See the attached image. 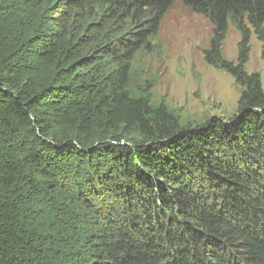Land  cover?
<instances>
[{"label":"trees","instance_id":"16d2710c","mask_svg":"<svg viewBox=\"0 0 264 264\" xmlns=\"http://www.w3.org/2000/svg\"><path fill=\"white\" fill-rule=\"evenodd\" d=\"M175 1L0 0V264H264V0H180L241 87L196 126L134 68Z\"/></svg>","mask_w":264,"mask_h":264},{"label":"rangeland","instance_id":"374dc122","mask_svg":"<svg viewBox=\"0 0 264 264\" xmlns=\"http://www.w3.org/2000/svg\"><path fill=\"white\" fill-rule=\"evenodd\" d=\"M212 25L176 0L150 38V51H140L134 68L146 79L154 104L164 102L183 124L199 125L213 117L227 119L237 110L241 87L228 72L208 64ZM240 33L230 25L223 42L225 56L236 61ZM246 70L259 72L264 89V41L252 31Z\"/></svg>","mask_w":264,"mask_h":264}]
</instances>
